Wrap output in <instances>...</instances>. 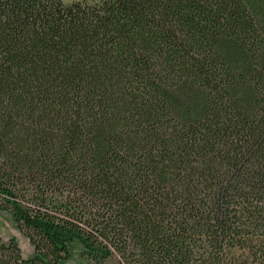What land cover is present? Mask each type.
I'll return each instance as SVG.
<instances>
[{"label":"trees","instance_id":"16d2710c","mask_svg":"<svg viewBox=\"0 0 264 264\" xmlns=\"http://www.w3.org/2000/svg\"><path fill=\"white\" fill-rule=\"evenodd\" d=\"M0 264H264V0H0Z\"/></svg>","mask_w":264,"mask_h":264},{"label":"rangeland","instance_id":"374dc122","mask_svg":"<svg viewBox=\"0 0 264 264\" xmlns=\"http://www.w3.org/2000/svg\"><path fill=\"white\" fill-rule=\"evenodd\" d=\"M63 2H70L73 0H62ZM0 237L3 242L11 237H14L21 250L23 257L28 256L32 253L33 248L30 246L28 239L25 235L15 226L13 219L7 211H0ZM81 246L74 242L70 247V255L65 264H115L117 256L111 255L104 262L96 263L90 259H86L80 255Z\"/></svg>","mask_w":264,"mask_h":264}]
</instances>
